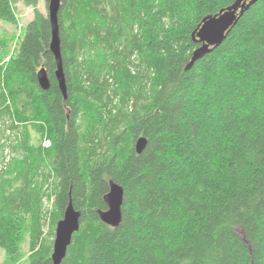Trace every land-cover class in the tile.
I'll return each mask as SVG.
<instances>
[{"label": "trees", "instance_id": "trees-1", "mask_svg": "<svg viewBox=\"0 0 264 264\" xmlns=\"http://www.w3.org/2000/svg\"><path fill=\"white\" fill-rule=\"evenodd\" d=\"M18 1L0 0L1 22L18 26ZM238 1L62 0L64 99L48 13L23 0L24 38H0L2 264H53L70 200L81 226L62 264H264V0L187 69L193 33ZM110 181L117 228L99 217Z\"/></svg>", "mask_w": 264, "mask_h": 264}, {"label": "water", "instance_id": "water-1", "mask_svg": "<svg viewBox=\"0 0 264 264\" xmlns=\"http://www.w3.org/2000/svg\"><path fill=\"white\" fill-rule=\"evenodd\" d=\"M243 1L244 0H239L233 6L221 10L215 16H210L204 19L202 26L193 33V40L200 43L201 46L194 52L192 61L187 69L191 68L197 60L201 59L206 54L211 53L213 51L212 49H217L224 43L232 28L243 15L244 9L247 6L246 2L242 3ZM255 1L256 0H253L251 4ZM61 5L62 0H49L48 16L51 24L52 37L50 50L56 61L57 70L55 76L58 81L59 89L62 92L64 99H67L68 88L61 54L59 25V12ZM37 80L43 91H48L50 89L51 84L45 69H41L38 72ZM146 145V138H139L135 145L137 154H141L146 148ZM123 201L124 189L120 185L110 181V190L104 197L107 210L99 212V217L104 224L112 228H117L120 225L122 221ZM80 220L81 213L74 208L73 202L70 200L63 218L56 226L53 253L51 256L53 264H62L66 258L73 237L80 230Z\"/></svg>", "mask_w": 264, "mask_h": 264}, {"label": "rangeland", "instance_id": "rangeland-1", "mask_svg": "<svg viewBox=\"0 0 264 264\" xmlns=\"http://www.w3.org/2000/svg\"><path fill=\"white\" fill-rule=\"evenodd\" d=\"M37 8L44 14L48 13L47 0H38ZM17 15H18V26L12 25L6 22L0 21V38L5 37L8 39L10 45V52H13L17 46L20 39L25 36L27 25L34 18V9L32 6H27L23 0H19L16 3ZM21 129V127H20ZM44 148L49 147V141L43 143ZM47 205V204H46ZM50 206V205H49ZM48 205L46 207H49ZM50 208V207H49ZM51 209V208H50ZM29 237L27 235L26 241L23 244V252L25 254V259L29 256ZM5 255L3 252L0 253V264L4 262Z\"/></svg>", "mask_w": 264, "mask_h": 264}, {"label": "built area", "instance_id": "built-area-1", "mask_svg": "<svg viewBox=\"0 0 264 264\" xmlns=\"http://www.w3.org/2000/svg\"><path fill=\"white\" fill-rule=\"evenodd\" d=\"M49 146H50V142H49Z\"/></svg>", "mask_w": 264, "mask_h": 264}]
</instances>
